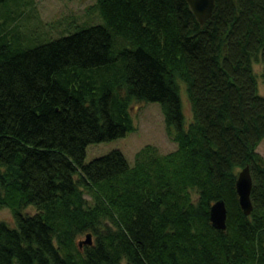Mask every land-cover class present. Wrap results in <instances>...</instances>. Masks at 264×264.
<instances>
[{
	"label": "trees",
	"instance_id": "trees-1",
	"mask_svg": "<svg viewBox=\"0 0 264 264\" xmlns=\"http://www.w3.org/2000/svg\"><path fill=\"white\" fill-rule=\"evenodd\" d=\"M95 7L104 24L17 52L0 22V208L14 220L0 264H264V0H215L204 24L186 0ZM134 101L161 105L177 148L85 163L89 144L135 130ZM247 165L249 216L235 190ZM219 199L224 231L209 220Z\"/></svg>",
	"mask_w": 264,
	"mask_h": 264
},
{
	"label": "rangeland",
	"instance_id": "rangeland-1",
	"mask_svg": "<svg viewBox=\"0 0 264 264\" xmlns=\"http://www.w3.org/2000/svg\"><path fill=\"white\" fill-rule=\"evenodd\" d=\"M25 1L27 0H6L5 4L0 5V22L5 19L4 29L8 32V43L14 52L72 34L81 28L104 24L96 10L95 0H32L22 8ZM253 72L259 93L264 96L262 65L254 63ZM179 84L184 126L187 127L192 121V112L185 84L181 81ZM129 114L135 130L110 141L89 144L85 150V163L112 150H119L132 167L135 163V154L146 145H153L160 154L177 148L176 142L172 141L171 135L167 133L161 105L158 102L134 101L129 105ZM256 151L264 160V139ZM86 198L92 203L90 197L86 195ZM25 212L33 215L36 209L29 206ZM0 222H5L10 227L14 226L13 215L8 208H0ZM85 235H79L76 242L84 240Z\"/></svg>",
	"mask_w": 264,
	"mask_h": 264
},
{
	"label": "water",
	"instance_id": "water-1",
	"mask_svg": "<svg viewBox=\"0 0 264 264\" xmlns=\"http://www.w3.org/2000/svg\"><path fill=\"white\" fill-rule=\"evenodd\" d=\"M192 13L200 24H204L212 14L215 0H186ZM253 185L252 176L249 166L242 168L235 182V190L238 197V204L246 216L252 212L253 205L250 199V193ZM227 211L225 202L222 199L215 201L209 210V220L217 230L224 231L226 229ZM92 236L90 233L85 235V239L79 242V245L91 244Z\"/></svg>",
	"mask_w": 264,
	"mask_h": 264
},
{
	"label": "flooded vegetation",
	"instance_id": "flooded-vegetation-1",
	"mask_svg": "<svg viewBox=\"0 0 264 264\" xmlns=\"http://www.w3.org/2000/svg\"><path fill=\"white\" fill-rule=\"evenodd\" d=\"M0 223H2V222H0ZM3 223H5V222H3ZM7 225V224H6ZM8 226V225H7Z\"/></svg>",
	"mask_w": 264,
	"mask_h": 264
}]
</instances>
